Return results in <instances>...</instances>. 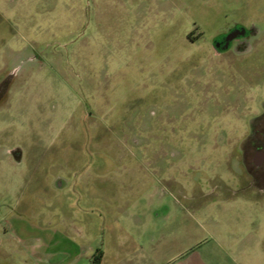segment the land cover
<instances>
[{
    "label": "rangeland",
    "instance_id": "obj_1",
    "mask_svg": "<svg viewBox=\"0 0 264 264\" xmlns=\"http://www.w3.org/2000/svg\"><path fill=\"white\" fill-rule=\"evenodd\" d=\"M89 3L0 0V81L22 64L0 101V264H129L151 231L178 242L163 263L264 264L239 150L263 111L264 0ZM231 22L260 34L217 57Z\"/></svg>",
    "mask_w": 264,
    "mask_h": 264
},
{
    "label": "flooded vegetation",
    "instance_id": "obj_2",
    "mask_svg": "<svg viewBox=\"0 0 264 264\" xmlns=\"http://www.w3.org/2000/svg\"><path fill=\"white\" fill-rule=\"evenodd\" d=\"M90 0H85L86 17L90 15ZM88 23V22H87ZM81 30L77 38L83 34ZM260 34V29L255 25L245 26L238 22H231L219 31L211 40V50L215 56L224 54H233L241 56L248 53L252 48V43ZM29 62L40 60L37 55L27 58ZM22 64H15L7 76L0 81V101L7 95L12 80L21 70ZM261 114L252 117L248 123L247 133L240 143L241 164L249 177V183L252 186L264 189V161L258 160V153H264V101L261 102ZM16 159H19L18 149L9 151ZM259 164V165H258ZM56 184L62 186V180L57 179ZM100 254L94 255L92 264H100ZM102 259V257H101Z\"/></svg>",
    "mask_w": 264,
    "mask_h": 264
},
{
    "label": "crops",
    "instance_id": "obj_3",
    "mask_svg": "<svg viewBox=\"0 0 264 264\" xmlns=\"http://www.w3.org/2000/svg\"><path fill=\"white\" fill-rule=\"evenodd\" d=\"M158 232V231H157ZM147 240L144 241V245L139 246L135 251L130 254L129 264H167L161 262L162 258L166 255L164 249L172 244L176 248V252H180L178 249L177 240L172 238V234H168L164 231H159V235L155 231L147 232ZM176 241V243H175ZM146 244H149L146 246ZM180 250V251H179ZM173 251V250H172ZM100 264H104V258L102 256Z\"/></svg>",
    "mask_w": 264,
    "mask_h": 264
},
{
    "label": "water",
    "instance_id": "obj_4",
    "mask_svg": "<svg viewBox=\"0 0 264 264\" xmlns=\"http://www.w3.org/2000/svg\"><path fill=\"white\" fill-rule=\"evenodd\" d=\"M257 155H258V160L262 163L264 161V153L263 154L258 153Z\"/></svg>",
    "mask_w": 264,
    "mask_h": 264
},
{
    "label": "trees",
    "instance_id": "obj_5",
    "mask_svg": "<svg viewBox=\"0 0 264 264\" xmlns=\"http://www.w3.org/2000/svg\"><path fill=\"white\" fill-rule=\"evenodd\" d=\"M100 256V261H101V257H102V255H99Z\"/></svg>",
    "mask_w": 264,
    "mask_h": 264
}]
</instances>
